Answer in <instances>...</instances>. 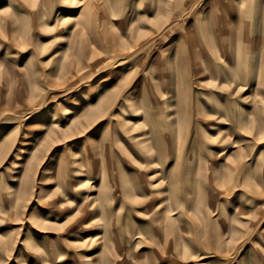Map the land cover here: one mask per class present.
Returning a JSON list of instances; mask_svg holds the SVG:
<instances>
[{
    "label": "rangeland",
    "instance_id": "1",
    "mask_svg": "<svg viewBox=\"0 0 264 264\" xmlns=\"http://www.w3.org/2000/svg\"><path fill=\"white\" fill-rule=\"evenodd\" d=\"M6 145L0 264H264V0H0Z\"/></svg>",
    "mask_w": 264,
    "mask_h": 264
},
{
    "label": "bare ground",
    "instance_id": "2",
    "mask_svg": "<svg viewBox=\"0 0 264 264\" xmlns=\"http://www.w3.org/2000/svg\"><path fill=\"white\" fill-rule=\"evenodd\" d=\"M104 81L105 80H103L102 82L104 83ZM33 117V115H28L27 116V120H29V119H31ZM37 120H39V119H37ZM37 120H35V121H37ZM39 125V122H34V124H33V126L34 125ZM51 123H48V124H46V123H40V125H39V129H45L46 128V126H49ZM32 126V125H31ZM50 131H49V133H48V135H47V137L46 138H41V137H37V138H35L36 140H35V142L38 144V143H42V141L43 140H45V142H48V141H50L54 136H56L57 135V132H64V130H62L58 125H56V126H54L53 124H51L50 125ZM14 130H10V132H9V135L7 136V138H14V134H15V132H13ZM39 138V139H38ZM25 139V138H24ZM18 140V137H17V139L15 140V141H17ZM42 140V141H41ZM44 142V143H45ZM23 144V142L21 141V145ZM43 146V145H42ZM7 148V145L6 146H3V147H1L0 148V155L5 151V149ZM42 150V149H41ZM31 153V152H30ZM68 166V162H65L63 165H62V168H61V170H63V171H65V169H66V167ZM18 167H23L22 165H20V166H18ZM76 173V172H75ZM62 175V174H61ZM75 177H79V174L78 175H75ZM64 180H65V177H64V179H62V180H60L59 181V187H62L63 185H64ZM91 199H93V201H94V203H96L97 202V198L96 197H90ZM105 199V198H104ZM93 238L92 237H89L87 240H86V242H90L91 240H92ZM16 263L17 264H20V259L18 258L17 259V261H16Z\"/></svg>",
    "mask_w": 264,
    "mask_h": 264
}]
</instances>
